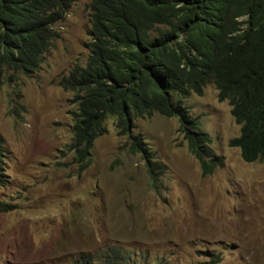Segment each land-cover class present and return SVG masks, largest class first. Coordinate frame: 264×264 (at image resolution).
Returning a JSON list of instances; mask_svg holds the SVG:
<instances>
[{
	"label": "rangeland",
	"instance_id": "rangeland-1",
	"mask_svg": "<svg viewBox=\"0 0 264 264\" xmlns=\"http://www.w3.org/2000/svg\"><path fill=\"white\" fill-rule=\"evenodd\" d=\"M89 15L88 0L72 5L39 69L0 87L9 151L0 204L11 206L0 212V264H71L113 244L136 264H264V159L246 163L229 145L240 126L213 85L182 99L223 159L211 175L188 151L177 118L158 114L135 119L128 133L108 116L88 167L75 163L76 105L59 84L86 63ZM136 136L145 153L131 150ZM147 158L162 165L155 184Z\"/></svg>",
	"mask_w": 264,
	"mask_h": 264
},
{
	"label": "trees",
	"instance_id": "trees-1",
	"mask_svg": "<svg viewBox=\"0 0 264 264\" xmlns=\"http://www.w3.org/2000/svg\"><path fill=\"white\" fill-rule=\"evenodd\" d=\"M79 1L0 0V87L39 69L56 37L54 26ZM88 1L89 55L59 84L76 105L70 147L80 170L88 167L94 142L106 134L108 116L128 133L135 119L158 114L177 118L188 151L202 174L211 175L223 159L213 154L210 136L182 104L210 84L240 126L229 145L246 163L264 159V0ZM131 150L145 153L143 139L136 136ZM8 154L0 134V184ZM147 163L155 184L162 165L149 158ZM10 209L0 204V212ZM132 256L113 244L79 253L71 264H136Z\"/></svg>",
	"mask_w": 264,
	"mask_h": 264
},
{
	"label": "water",
	"instance_id": "water-1",
	"mask_svg": "<svg viewBox=\"0 0 264 264\" xmlns=\"http://www.w3.org/2000/svg\"><path fill=\"white\" fill-rule=\"evenodd\" d=\"M128 129H130V126L128 125Z\"/></svg>",
	"mask_w": 264,
	"mask_h": 264
}]
</instances>
